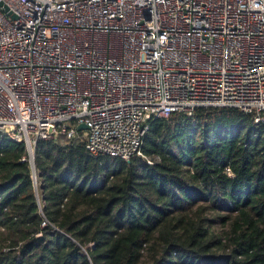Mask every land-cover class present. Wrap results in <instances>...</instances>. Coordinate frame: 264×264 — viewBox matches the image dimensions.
I'll return each instance as SVG.
<instances>
[{
    "label": "built area",
    "instance_id": "built-area-1",
    "mask_svg": "<svg viewBox=\"0 0 264 264\" xmlns=\"http://www.w3.org/2000/svg\"><path fill=\"white\" fill-rule=\"evenodd\" d=\"M200 107L264 125V0H0V132L28 153L62 135L128 160Z\"/></svg>",
    "mask_w": 264,
    "mask_h": 264
},
{
    "label": "trees",
    "instance_id": "trees-1",
    "mask_svg": "<svg viewBox=\"0 0 264 264\" xmlns=\"http://www.w3.org/2000/svg\"><path fill=\"white\" fill-rule=\"evenodd\" d=\"M141 150L38 139L35 184L0 132V264H264L263 124L200 107L151 120Z\"/></svg>",
    "mask_w": 264,
    "mask_h": 264
},
{
    "label": "water",
    "instance_id": "water-1",
    "mask_svg": "<svg viewBox=\"0 0 264 264\" xmlns=\"http://www.w3.org/2000/svg\"><path fill=\"white\" fill-rule=\"evenodd\" d=\"M84 129H87V126L83 123L79 124L77 126V130H84ZM29 155V162H30V166L32 167V170H33V180H34V183L36 184V176H35V173H34V164H33V152L31 151V153H28Z\"/></svg>",
    "mask_w": 264,
    "mask_h": 264
},
{
    "label": "rangeland",
    "instance_id": "rangeland-1",
    "mask_svg": "<svg viewBox=\"0 0 264 264\" xmlns=\"http://www.w3.org/2000/svg\"><path fill=\"white\" fill-rule=\"evenodd\" d=\"M214 228H216L217 230L221 229V226L218 224V221H216V224L214 225Z\"/></svg>",
    "mask_w": 264,
    "mask_h": 264
}]
</instances>
